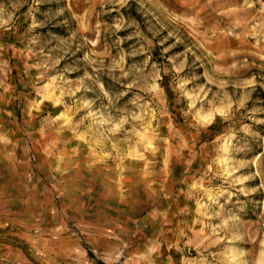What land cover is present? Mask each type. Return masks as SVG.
Masks as SVG:
<instances>
[{
  "label": "rangeland",
  "instance_id": "obj_1",
  "mask_svg": "<svg viewBox=\"0 0 264 264\" xmlns=\"http://www.w3.org/2000/svg\"><path fill=\"white\" fill-rule=\"evenodd\" d=\"M0 264H264V0H0Z\"/></svg>",
  "mask_w": 264,
  "mask_h": 264
}]
</instances>
